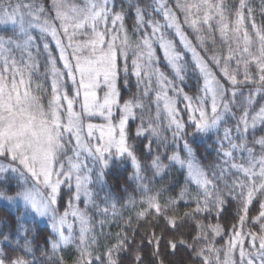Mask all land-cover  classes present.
I'll return each instance as SVG.
<instances>
[{"label":"snow or ice","instance_id":"6c2138e0","mask_svg":"<svg viewBox=\"0 0 264 264\" xmlns=\"http://www.w3.org/2000/svg\"><path fill=\"white\" fill-rule=\"evenodd\" d=\"M255 16L250 0H0V245L22 252L0 246V264H64L70 248L73 264H121L127 233L103 251L98 238L125 209L163 223L148 241L154 257L168 236L171 254L184 247L193 264H264V22ZM133 78L136 92L124 98ZM136 120L135 136L155 153L147 163L130 143ZM200 138H214L208 166ZM117 160L132 171L114 197L105 177ZM178 169L194 190L162 202L152 183ZM63 188L74 194L61 211ZM230 200L242 214L217 247L224 229L201 217ZM124 222L130 228L131 216ZM41 223L49 231L38 260L29 237ZM135 264H144L139 251Z\"/></svg>","mask_w":264,"mask_h":264},{"label":"trees","instance_id":"16d2710c","mask_svg":"<svg viewBox=\"0 0 264 264\" xmlns=\"http://www.w3.org/2000/svg\"><path fill=\"white\" fill-rule=\"evenodd\" d=\"M130 2H132V0H124L125 7H127L128 3ZM231 2H235V0H231ZM48 3L50 4V0H48ZM250 3L256 12L255 18L257 22H264V16L261 15V6L262 4H264V0H250ZM133 23L134 17L131 14L126 16L125 24L129 28V30H131ZM45 86L47 87V85ZM196 88L197 81L196 78L193 77L187 81L185 91L189 95H192L193 93H195ZM135 92V79L133 78L129 86L123 88L122 95L124 96V98H128L132 93ZM46 99L47 97H45V101ZM179 105L182 108V116L186 119L187 113L183 111V102H179ZM139 123V120L131 121L129 123L128 132L130 136V143H132L136 148L137 155L141 159V161L147 163L150 162L152 155H154L155 153H153L152 155L147 153V149L145 147V145L147 144V140L145 139V137L137 138L135 136V131ZM188 132L191 133L192 129L189 128ZM262 134H264V129H257V137ZM188 138L191 139V136H189ZM213 141L214 138H200L197 141V155L204 166H208L214 163L216 160V152L214 150ZM153 147L155 149V145H153ZM160 151H163V148H161ZM131 171L132 169L130 162L122 163L119 160H117L108 170L105 177L106 187L107 189L112 191L114 197H118L122 194L123 187L125 186L126 182H129L128 177L130 176ZM185 176L186 173L183 170L178 169L176 171L169 172L163 178L157 177L152 183L153 191L161 192L162 202L167 200L168 197L178 198L182 188L187 186L190 191L194 190V186H188L185 184ZM72 195L73 194L71 190H68L67 188L62 189L60 201L61 211H63L65 203L72 197ZM103 195L104 193H101V196ZM80 207H83V203L80 204ZM176 207L180 214H183L185 211L189 210L188 207L185 206L183 201L178 203ZM258 211L259 203L254 201L253 204L249 206V218L255 217L258 214ZM0 214H5L2 208H0ZM241 214L242 213L239 202L236 200H230L225 204L223 210L219 213V215L213 212L211 215L201 217V221L203 224H219L224 229V233H222L223 238H221L220 236H217L215 238L217 247H222L224 245V242L227 239L226 233L230 232L232 226L238 223V219ZM122 215L124 218L122 220H110L109 222L105 223L103 228V233L105 235H101L98 238L100 251H103L106 245H110L115 242V235L117 232L124 231L127 233L131 243L129 245L130 250L122 254L121 264H135V255L137 251H139V254L143 257L144 264H153V261L157 259H163L165 264H193L190 250H187L184 247H180L175 254H171V249L167 247V239L169 238L168 236H164V239H162L160 242V256L158 258L153 256L152 253L154 251V245L150 244L148 241L150 239V234L153 231H155L157 235H162V222L160 227H157L156 222L154 220H151L150 218L137 221L135 210L125 209L123 210ZM129 216H131L132 218L130 228L124 222ZM96 219L100 220L103 219V217L97 215ZM250 227H252L250 223L246 224L245 230ZM48 231L49 229L47 225L41 223L39 225V228L35 229L32 235L29 237V240L32 241V248L38 260L45 259L41 256L40 249L46 247L45 237L48 235ZM97 231L99 232V226H97ZM191 234H195L194 228ZM20 243L22 245L24 243L23 240H21ZM0 246L4 247L7 255L14 257L16 255L22 254V252L19 250H13L16 247L15 244ZM61 255L64 257V264H73V261L76 259V251L74 248L65 249L61 253Z\"/></svg>","mask_w":264,"mask_h":264},{"label":"rangeland","instance_id":"374dc122","mask_svg":"<svg viewBox=\"0 0 264 264\" xmlns=\"http://www.w3.org/2000/svg\"><path fill=\"white\" fill-rule=\"evenodd\" d=\"M58 66H61L60 64H59V62H58ZM178 107L181 109V115H182V108L180 107V105H179V103H178ZM96 122H98V121H96ZM131 122V121H130ZM129 122V123H130ZM68 189V188H67ZM69 190V189H68ZM72 191V194H74V189H72L71 190ZM44 224V223H43Z\"/></svg>","mask_w":264,"mask_h":264}]
</instances>
